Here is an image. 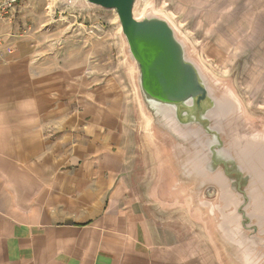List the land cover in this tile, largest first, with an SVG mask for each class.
<instances>
[{"label": "crops", "instance_id": "0c3cea01", "mask_svg": "<svg viewBox=\"0 0 264 264\" xmlns=\"http://www.w3.org/2000/svg\"><path fill=\"white\" fill-rule=\"evenodd\" d=\"M22 17L16 34L0 22V264H218L162 218L169 169L132 79ZM149 153L154 168H134Z\"/></svg>", "mask_w": 264, "mask_h": 264}, {"label": "water", "instance_id": "95a60500", "mask_svg": "<svg viewBox=\"0 0 264 264\" xmlns=\"http://www.w3.org/2000/svg\"><path fill=\"white\" fill-rule=\"evenodd\" d=\"M84 1L118 13L139 103L152 136L164 147L170 190L188 191L194 206L210 209L204 212L212 219L214 233L232 253L236 242L243 241L251 218L257 221L254 227L264 229V214L255 209L252 195L256 183L264 197V132H252L243 105L231 93L216 95L167 18L154 13L138 18L137 0ZM188 176L193 178L189 186ZM209 184L221 191L224 205L218 213L214 212L218 205L202 197V186ZM244 204L251 212L244 210ZM243 256L233 257L244 264Z\"/></svg>", "mask_w": 264, "mask_h": 264}, {"label": "rangeland", "instance_id": "374dc122", "mask_svg": "<svg viewBox=\"0 0 264 264\" xmlns=\"http://www.w3.org/2000/svg\"><path fill=\"white\" fill-rule=\"evenodd\" d=\"M37 6L38 12L31 13V8ZM149 13L165 17L175 26L186 41L189 55L201 66L216 95L223 97L231 93L243 105L246 124H250L252 132H264V0H137L135 15L141 18ZM23 15L38 24H44L46 17L50 23L54 22L48 32L59 39L62 53L67 52V48L73 56H90L93 68L105 70L106 75L113 74L116 80L118 76L122 81H127L128 77L133 81L134 66L127 61L126 56L130 55L115 9L84 0H19L17 6L10 9V16L0 22H7L11 26L9 30L16 34ZM136 95L140 100L139 91ZM224 139L227 140L225 135ZM151 154L147 155L145 163L141 160L143 164L134 168H142V171L146 166L154 168L155 157ZM152 175L150 172L143 177L150 181ZM186 180L189 186L193 178L188 176ZM202 188L203 199L211 200L212 206L218 205L219 210L214 209V212H220L223 208L220 206L224 205L221 191L212 184ZM191 195L188 191L171 190L167 196L169 204L161 212L162 218L171 226L183 228L186 234L191 233L199 246L215 245L218 264H238L233 257L237 253H242V259L246 256L244 264H264V229L254 227L256 219L249 221L243 241L236 242L233 254L220 238L218 240L205 215L191 223V215L204 214L209 209L194 212L188 205ZM244 210L251 212V207L244 204Z\"/></svg>", "mask_w": 264, "mask_h": 264}, {"label": "built area", "instance_id": "2783aa9c", "mask_svg": "<svg viewBox=\"0 0 264 264\" xmlns=\"http://www.w3.org/2000/svg\"><path fill=\"white\" fill-rule=\"evenodd\" d=\"M19 0H0V21L10 16V9L17 6ZM4 41L0 37V56L2 55V45Z\"/></svg>", "mask_w": 264, "mask_h": 264}, {"label": "bare ground", "instance_id": "6f19581e", "mask_svg": "<svg viewBox=\"0 0 264 264\" xmlns=\"http://www.w3.org/2000/svg\"><path fill=\"white\" fill-rule=\"evenodd\" d=\"M140 120H141V126L144 127L145 126V120H143L141 117H140ZM257 179L259 180L258 176H257ZM253 189V197H254V205H255V209H260L262 210V213L264 214V197H262V194L260 193L259 189H258V186L257 184L255 183V185H253L252 187ZM226 197L227 199H230L231 197H229L228 194H226ZM188 202H190V199H188ZM263 208V209H262Z\"/></svg>", "mask_w": 264, "mask_h": 264}]
</instances>
